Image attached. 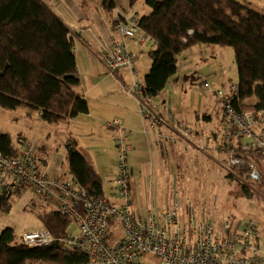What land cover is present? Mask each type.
Wrapping results in <instances>:
<instances>
[{
	"label": "trees",
	"instance_id": "16d2710c",
	"mask_svg": "<svg viewBox=\"0 0 264 264\" xmlns=\"http://www.w3.org/2000/svg\"><path fill=\"white\" fill-rule=\"evenodd\" d=\"M138 2L128 0L130 7ZM104 3L108 11L114 9L112 0ZM145 4L150 13L135 19L138 31L155 45L149 51L152 65L143 80V97L150 99L166 89L177 73L178 57L186 50L199 45L231 48L238 83L237 95L227 100L238 112H251L260 122L264 112V15L237 0H145ZM80 85L75 42L66 25L41 0H0V108L36 112L47 125L68 123L89 111L86 98L78 92ZM240 146L241 141L227 153L244 160L247 168L254 164L260 170L264 166L260 153H242ZM65 148L68 174L91 196L105 197L102 179L79 151L77 141L69 138ZM0 150L7 156L18 154L8 134H0ZM247 168H233L228 177L243 176ZM11 200L0 197V212H9ZM39 218L42 228L53 236L67 234L70 223L58 213ZM15 240L13 229L0 231V264L88 262L87 255L65 251L57 244L31 248Z\"/></svg>",
	"mask_w": 264,
	"mask_h": 264
},
{
	"label": "built area",
	"instance_id": "2783aa9c",
	"mask_svg": "<svg viewBox=\"0 0 264 264\" xmlns=\"http://www.w3.org/2000/svg\"><path fill=\"white\" fill-rule=\"evenodd\" d=\"M116 28L119 37L113 39L110 47L101 54L108 71L130 70L131 80L117 81V86L125 90L128 98L138 100L145 121L162 119L143 97V81L135 68L136 56L124 42V39H134L153 47L154 40L138 31L135 18L126 23L119 22ZM203 86L211 89L207 82ZM236 95L237 88L226 83L215 90L222 106L224 124L218 150L228 154L226 165L229 170L247 168L244 160L227 153V149L239 141L242 153L258 152L264 159V112L260 122L251 112H238L227 100ZM106 126L124 131L116 139L118 174L110 181L113 200L91 196L70 174L64 178L60 173L52 175L36 157V142H27L16 156H7L0 150V197L20 196L31 189L41 204L54 206V212L69 221V228L76 226V234L67 231L61 238L44 228L30 231L22 237L24 245L49 248L57 244L65 251L87 255L86 264H148L144 262L146 258L155 259L157 264H264V236L254 218L234 226L232 218L227 217L218 230L212 222L198 220L191 209L183 218L177 203L146 216L133 211L129 188L133 178L129 165L131 133L123 129L118 119L107 122ZM182 134L190 140L191 133L185 124ZM158 136L162 137L159 131ZM171 141L165 140L167 144ZM247 170L245 177H253L257 172L254 164H249Z\"/></svg>",
	"mask_w": 264,
	"mask_h": 264
},
{
	"label": "crops",
	"instance_id": "0c3cea01",
	"mask_svg": "<svg viewBox=\"0 0 264 264\" xmlns=\"http://www.w3.org/2000/svg\"><path fill=\"white\" fill-rule=\"evenodd\" d=\"M112 1L114 3L112 11L106 9L104 0L46 1L51 11L66 25L74 39L81 84L78 92L86 98L89 106L87 114L79 115L68 123L54 125L53 128H57L62 137L65 135L67 140L74 138L77 141L79 151L96 168L101 177L105 197L113 200L114 193L110 181L118 174L116 139L123 135L124 131L108 128L106 123L115 119L120 120L123 129L131 133L129 165L133 172V167L139 171L137 177L134 173L129 184L132 210L146 216L149 212H161L177 203L183 218H186L191 207H186L185 212L181 210L176 199L178 191L175 192L174 200L170 196L166 201V207H160L157 199L161 195L159 189L154 194V183L157 186L160 184L162 188V183L167 178V172L163 170L164 155H172V160L174 156L184 157L185 152L192 150L208 159H212L215 154L225 155L218 150L224 132V124L221 118L222 106L220 100L215 96V90L223 83L237 88L238 70L235 60L231 66L227 62V58L234 54L228 48L213 45L195 46L180 54L177 73L169 85L178 86L183 81L184 86L186 84L205 89L206 91L201 94L200 99L202 102L210 100L212 102L210 109L203 106L204 111L199 113L198 110L193 109V105L184 108L179 104L173 109L167 105L168 101L164 99L166 97L162 98L161 104L152 103L151 99H145L155 113L162 118L145 121L139 111L138 100L128 98L125 90L117 86V81L129 82L131 80L130 70L122 69L116 73H110L101 54L104 49L110 47L113 39L119 37L116 28L119 21L126 23L133 18L148 15L151 10L143 8L142 4L139 10H135L138 3L134 7H130L128 0ZM115 22H117L116 25ZM124 42L127 49L136 56L135 68L143 81L152 65L149 51L154 49V46L140 44L134 39H124ZM147 47L148 52H146ZM229 62L232 63L230 60ZM205 82L210 84L211 89L203 86ZM163 92L158 96H161ZM173 100H176L175 96ZM17 111H20V116L16 119L27 120L37 116L38 120L42 122L40 114L36 112L31 113L27 109ZM184 124L191 133L190 140L183 138ZM259 127L261 129V125ZM158 131L162 137L158 136ZM193 137H201L202 142L193 139ZM166 139L172 141L167 144ZM36 144L38 146V142ZM202 147L205 150L201 149ZM41 150L38 147L37 151ZM16 151L19 152L17 149ZM66 158L67 153L64 157L54 155L51 159L39 161V163L52 175L60 173L64 178L69 175L68 166L67 171L63 170L64 162L67 164ZM104 179L107 187L104 186ZM148 180L150 184H148ZM157 195L158 197H156ZM165 196L166 199L169 197ZM207 222H211V220ZM221 223L213 224L220 230ZM262 250L264 252V240L262 241Z\"/></svg>",
	"mask_w": 264,
	"mask_h": 264
},
{
	"label": "rangeland",
	"instance_id": "374dc122",
	"mask_svg": "<svg viewBox=\"0 0 264 264\" xmlns=\"http://www.w3.org/2000/svg\"><path fill=\"white\" fill-rule=\"evenodd\" d=\"M237 1L264 15V0ZM141 4L143 8H148L145 0H139L135 10H139ZM228 49L234 54L233 49ZM148 51L147 47L146 52ZM234 55L227 58L229 66L234 64ZM205 91L199 86H187L186 84L184 86L181 81L178 86L168 85L161 96L150 99L152 103L161 104L162 98L166 97L164 99L168 101L167 105L173 109L179 104L184 108L193 105V109L201 113L204 111L203 106L210 109L212 105L210 100L201 101V94H204ZM174 96L176 100H173ZM19 116L20 111H8L0 108V134L10 135L15 149L21 152L27 142L36 140L38 147L42 149L36 153L39 161H47L54 155L65 156L67 138L65 135L62 137L58 129L53 128L54 125L43 124L37 116L27 120L16 119ZM193 139L202 142L201 137H193ZM227 158L228 154L224 156L215 154L212 159H208L203 155L196 154L193 150L185 152L184 157L174 156L173 160L172 155H164L163 170L167 172V178L162 183V188L160 184L157 186L154 183V194L159 189L161 195L157 201L160 203V207H166V201L170 196L174 200L175 192L178 191L176 199L181 210L185 212L186 207L190 206L198 220L206 222L211 220L218 224L225 218L231 217L233 225L240 226L247 219L254 218L259 223L261 235L264 236V166L257 170V173L259 172L258 180L244 175L229 178L231 172L226 165ZM133 168V175L135 173V177H137L139 171L135 167ZM63 170L67 171L66 162H64ZM148 184H150L149 180ZM104 186L107 187L105 179ZM243 186L248 193L244 191ZM165 195L169 197L166 199ZM54 209V206L41 204L33 191L27 189L20 196L12 197L9 212H0V231L8 228L13 229L16 236L15 243L21 245L22 237L26 233L42 228L39 216L53 212ZM68 233L76 234V226L71 225ZM117 235L120 236V232ZM144 262L157 264L153 258H146Z\"/></svg>",
	"mask_w": 264,
	"mask_h": 264
},
{
	"label": "water",
	"instance_id": "95a60500",
	"mask_svg": "<svg viewBox=\"0 0 264 264\" xmlns=\"http://www.w3.org/2000/svg\"><path fill=\"white\" fill-rule=\"evenodd\" d=\"M42 1V3L51 11V9L49 8V6L47 5V3H46V1L45 0H41ZM52 12V11H51ZM53 13V12H52ZM54 14V13H53ZM55 15V14H54ZM56 16V15H55ZM57 17V16H56ZM58 18V17H57ZM252 178H254V179H256V180H258L259 179V174L256 172L255 173V175L252 177Z\"/></svg>",
	"mask_w": 264,
	"mask_h": 264
}]
</instances>
